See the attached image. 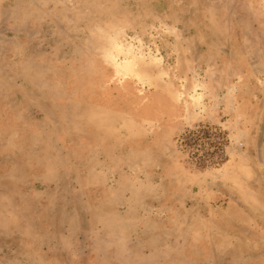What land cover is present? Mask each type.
Listing matches in <instances>:
<instances>
[{"label": "rangeland", "instance_id": "1", "mask_svg": "<svg viewBox=\"0 0 264 264\" xmlns=\"http://www.w3.org/2000/svg\"><path fill=\"white\" fill-rule=\"evenodd\" d=\"M0 264H264V0H0Z\"/></svg>", "mask_w": 264, "mask_h": 264}]
</instances>
